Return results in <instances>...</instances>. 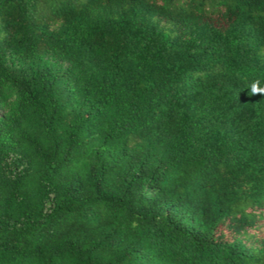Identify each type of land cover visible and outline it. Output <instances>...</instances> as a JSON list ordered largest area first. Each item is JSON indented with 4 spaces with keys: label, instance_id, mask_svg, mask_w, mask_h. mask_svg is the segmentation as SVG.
<instances>
[{
    "label": "trees",
    "instance_id": "obj_1",
    "mask_svg": "<svg viewBox=\"0 0 264 264\" xmlns=\"http://www.w3.org/2000/svg\"><path fill=\"white\" fill-rule=\"evenodd\" d=\"M254 86L264 0H0V264H264Z\"/></svg>",
    "mask_w": 264,
    "mask_h": 264
},
{
    "label": "rangeland",
    "instance_id": "obj_2",
    "mask_svg": "<svg viewBox=\"0 0 264 264\" xmlns=\"http://www.w3.org/2000/svg\"><path fill=\"white\" fill-rule=\"evenodd\" d=\"M42 59L47 62V63H55L57 64L58 66H61V67H64L66 64L61 62L58 58L54 57V56H51L49 54H43L42 55ZM7 61L8 62H13L14 59L11 55H7ZM5 111V107L3 106H0V116L3 114V112Z\"/></svg>",
    "mask_w": 264,
    "mask_h": 264
},
{
    "label": "clouds",
    "instance_id": "obj_3",
    "mask_svg": "<svg viewBox=\"0 0 264 264\" xmlns=\"http://www.w3.org/2000/svg\"><path fill=\"white\" fill-rule=\"evenodd\" d=\"M252 95H264V90L258 89L257 87L252 88Z\"/></svg>",
    "mask_w": 264,
    "mask_h": 264
}]
</instances>
